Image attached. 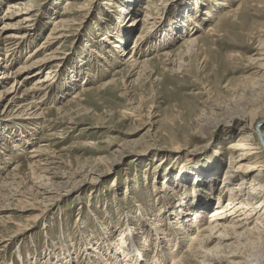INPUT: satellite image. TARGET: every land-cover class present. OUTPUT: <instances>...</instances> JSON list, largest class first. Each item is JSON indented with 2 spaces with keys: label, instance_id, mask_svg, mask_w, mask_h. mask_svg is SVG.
Returning a JSON list of instances; mask_svg holds the SVG:
<instances>
[{
  "label": "rangeland",
  "instance_id": "rangeland-1",
  "mask_svg": "<svg viewBox=\"0 0 264 264\" xmlns=\"http://www.w3.org/2000/svg\"><path fill=\"white\" fill-rule=\"evenodd\" d=\"M65 1H20V10L30 14L29 20L16 29L26 38L18 53L15 48L7 53L8 59L3 57V48L0 52V62L6 60L7 66L15 69L46 39L51 23L69 13L65 37L54 47L56 52L22 86L30 89L36 79L51 72V88L39 106L46 109L44 118L33 126L35 133L29 132L32 129L25 120L17 118L21 115L5 113L0 104V179L18 173V179L8 181V190L0 193V218H8L0 220V236L5 239L0 244V264H57L67 251L71 254L69 264H78L76 253L86 256L83 246L87 250L88 246L98 247L100 259L94 264H102L104 247H111L108 252L112 254L132 245L141 246L132 232L141 224L147 229H167V222L160 217L161 208L170 209L174 198L191 201L192 195L211 188V196L200 197L206 223L224 177L236 175L230 159L238 153L232 156L227 148L241 135L240 127L253 130L252 143L258 146L263 142L258 127L263 133L264 0H77L82 5L72 11ZM9 2L0 0V17ZM133 2L135 13L119 19L118 14L124 13H119L122 7ZM184 12L191 18H184ZM207 12L211 13L207 16ZM17 13L19 20L25 17ZM119 21L129 31L122 35L125 43L117 49L118 55L112 46L116 36H121ZM13 31L10 28L6 33ZM168 32L172 38L163 41ZM189 35L198 39L186 52L181 44ZM131 51L136 52L139 62L151 61L140 68L139 75L128 79L123 62ZM166 51L170 57L159 58ZM111 79L114 82L108 84ZM65 82H69L66 88L62 86ZM82 88L87 91L80 92ZM77 93L80 98L70 102ZM55 108L61 109L59 113ZM132 109L141 117L124 114ZM253 111L259 126L240 119L249 118ZM42 138L50 156H56L45 174L50 173L49 178L60 184V190L49 203L40 197L36 198L38 204L21 197L18 201L13 195L18 192L29 199L31 187L40 185L35 180L37 174L47 167L42 162L32 175L27 167L29 159L23 156ZM21 139L28 142L22 144ZM98 158H102L100 163ZM16 165L21 168L12 172ZM226 170L230 172L226 174ZM76 171L80 176L72 177ZM27 202H33L35 208L19 212L20 207H31ZM126 227L127 232L119 237L118 232ZM107 232L108 239L104 238ZM149 242H153L151 233L144 257L150 261L160 252ZM187 244L188 239H184L179 257ZM249 247L242 250L243 258L259 259L264 264V238ZM233 250L226 251L225 256L236 252ZM167 255L165 264H169ZM186 260L194 263L190 257Z\"/></svg>",
  "mask_w": 264,
  "mask_h": 264
},
{
  "label": "bare ground",
  "instance_id": "bare-ground-1",
  "mask_svg": "<svg viewBox=\"0 0 264 264\" xmlns=\"http://www.w3.org/2000/svg\"><path fill=\"white\" fill-rule=\"evenodd\" d=\"M20 1H23V0H11V2L7 4L5 15L0 17V22H1L0 52L2 51L1 48H3L4 49L3 57H7V53L10 50L12 51L13 48H15L14 50L16 52L18 48H20L21 50L22 46L20 45V43L23 40V38H26L23 35L24 33H21L20 29L18 30L16 29L20 26V24H22L23 22H27L29 20L28 16L30 14V13H26L25 11H23L25 9L20 10L22 9V8H19L21 6ZM68 1L70 0L65 1V4L68 7L69 5L71 6V9L69 11H72L74 8H78L82 5V4L76 3L77 0H71L70 2ZM132 1H135V0H132ZM196 2L197 0H195V3ZM216 5L221 6L222 4L219 2H216ZM184 8L187 9L186 7ZM197 9L199 10V6L196 8V10ZM18 11H20L21 14L25 15V17H23L22 20H19L18 18V16H21L17 13ZM121 12H124V13H122V15L118 14L119 19H121V17H124V15L126 14L129 15L130 12L134 14L135 13V2L129 3L126 6L124 5L119 13ZM228 12L231 13L233 11H228ZM210 13L211 12H207L205 14H207L208 16ZM67 14L69 13H66L62 18L55 19L51 23L52 28L50 29L49 31L50 33L47 35L46 39L40 44V46L37 49H34V52L32 51L33 53L32 52L29 53L28 57L26 56L27 58L24 60V62H22V64H19L18 67L13 69L10 66H7L6 60L4 62H0V104H3L2 106H3V109L5 110V113L14 114L16 116L21 115L22 117H17V118H22L23 120H25L27 127H30V129H32L29 131L30 133L32 132V135L35 133V127L33 126L36 124V122L44 118L46 109H42L39 106L43 104V102L45 101V94L49 90V88H51V83H52L51 80L53 79V78L51 79L50 77L51 72H49L48 74L44 73L45 77L43 79L41 78L36 79L30 89H24L22 86L24 85V82L26 80H29L34 74H38V71L47 65L46 62L50 61L49 59L53 56L54 51L56 49L54 47L57 44H59L61 40L64 39L65 37L64 34L66 33L65 32L66 27L68 26V23H69V20L67 19L68 18ZM185 14L186 12H184V16H183L184 18H188V19L191 18V15L189 12L186 14V16ZM146 15L148 16V14H145L144 17L149 18V16L147 17ZM119 23H118V30H119L118 35L120 33L121 36L120 35L116 36L117 42L116 44L112 46V50L116 49L115 51L117 54H118L117 49L121 50V47L125 43V37H123L125 36L124 34H126L129 31L127 27H124L123 25L124 23L122 21H119ZM187 23L188 24L193 23V21L187 22ZM183 26H185V24ZM10 28L15 29V31L7 34L6 33L7 30H9ZM210 31H211V28L207 29L206 33H209ZM171 33H173L172 30H171ZM189 36H190L189 38H185V39L183 38V41L181 44V47L186 49V52L189 51L190 46L193 45L198 39L197 36L196 37H193L191 35ZM140 37L141 36H138L139 39ZM171 38H172V35H169V32L168 34L166 33L162 36V40L163 41L166 40V42L168 39H171ZM13 46H16V47H13ZM42 51H46V53L44 55H40ZM120 52H122V56H123L124 54L123 52H125V50L123 49ZM135 54H134V51H131V53L129 54L130 56L128 55V57L123 62V64L127 68L126 76L128 79L134 77L137 73L139 75L140 68L145 67L146 64H148L151 61V58H150V59H146V60L139 62L138 58L136 57L137 54L136 55ZM170 55L171 54H169V52L166 51V52L161 53V55H158V56L159 58L165 57L166 59V58H169ZM112 59L114 62H116L114 58ZM152 59L154 58L152 57ZM0 61H2L1 58H0ZM34 70H37V72L32 74ZM21 75H24V77L20 79ZM70 78L71 80H75V76L74 78L72 77ZM262 80L264 81V71L262 73ZM113 82L114 80L111 79V81L108 82V84H111ZM68 85H69V82H65L62 84V86L65 88ZM86 91H87V88L86 89L82 88L80 90V92L82 93ZM41 93H43L42 96H41ZM80 95H81L80 93H77L73 97H70L71 98L70 102L78 100L80 98ZM60 110L61 109L59 108H55L56 112ZM135 110L136 109L134 110L132 109V112H128L131 110H127L125 111L124 114L130 115L133 117L135 116L141 117V114L135 115V113H137V111ZM63 115H66V113L64 112ZM248 117L249 118L241 117L240 119L244 122L247 120L246 123H249L250 126L251 125L254 126L257 123H258L257 126L260 125L259 120L255 118V111L249 113ZM232 118L237 119L239 117H232ZM67 120L71 121V119L68 117H67ZM44 123H46V121ZM44 127H46L45 124L43 128ZM258 128H259V133L261 135V138L263 139V142L258 143V146L255 143H252L253 138L251 136V132H253V130L250 127H246V126L240 127L239 131L241 132V135L238 136V138L234 139V141H231V143H229V146L227 148L228 150H231L229 154L233 156L236 153H238L236 157H232L230 159L231 160L230 166H233L235 170L232 173H235L236 175L234 177H231L227 174L230 171L226 170L227 177H224L223 186L220 189H218V195H216L217 201L216 203H214L215 208L209 212V217H208L209 219L206 221V223L205 221H203V218H202L203 210L201 206V202H202L201 198L203 196H211L213 193V189L211 188L209 190H206L205 192L200 191L199 194L192 195L193 199L191 201H186L185 199L182 200L179 197L174 198L175 203L172 204L173 206L168 210H166L165 207L161 208L163 209V212L160 213L161 214L160 217H162V219H165L164 221L167 222L168 230L165 228L160 229L158 227H150L147 229V228H143L141 224L140 228L138 227L136 228L135 231H132V232L134 235L138 237L139 245L142 246L144 244L142 248L141 246L138 248L137 247L134 248L132 245V247H129L127 249H120L117 251L114 250L112 254H109L108 251L112 250V248L104 247L103 251H104V254L106 255V258L102 260V264H118L119 262H122V264H165L166 261L163 258H165L167 254H168L167 258L169 259V264H192L193 262L186 260L187 257H190L191 260L194 261L195 264H247V263L248 264H260L259 259L258 260L252 259L251 261H247L242 256L243 254L242 250H245L244 248L246 246L247 248H250L249 246H253L254 244H256L257 241L264 238V135H263L264 132L262 133V131L260 130V127ZM24 130L26 131L27 129H24ZM82 130H85V129L83 128ZM256 135L258 137V133ZM28 136H31V134ZM42 140L43 138L40 139V141L38 142L39 145L37 147H32L28 153H26L25 155L23 154V156H26L29 159V161L27 162V167L32 175H34L36 167L42 166V162H45L47 167L42 168L43 173L40 172L39 174H37L35 178V180H37L40 185L38 187H35V189L34 187H31L32 189L31 194H30L31 199L22 197L23 195L22 196L20 194L18 195L16 194L18 192L15 191L16 193L13 195V197H18L17 200L20 199L19 197H21L22 200L27 199V200L33 201L34 203L38 204L39 202L37 201L36 198L40 197L41 199H44L43 201L45 203H47L48 201H52V200L55 201L56 197L55 196L53 197V194H55L58 190H60V184H56V182H52L53 178H49L50 176L48 175L50 173H48L47 175L45 174L46 172L49 171L48 168L51 167V165L55 164V162L52 159L53 158L55 159L56 156L54 157L52 155L50 156L49 151L44 146V144H42L43 142ZM20 142L22 144L23 143L25 144V142H28V141L25 139H21ZM258 142H259V138H258ZM93 144H96V143H93ZM102 158H98L97 163H100L102 161ZM20 168H21L20 165H16L15 167H13L12 172L14 171L16 172ZM256 172L257 174L253 175ZM17 174L15 175L12 174L11 176H6L3 179L2 178L0 179L1 180L0 181V193L3 192L5 189H7L6 187L10 184L8 181L10 180L14 181L15 179H18ZM73 176H80V175L76 171V172H73L72 177ZM10 177L12 179H10ZM238 177L240 178L237 181L236 179ZM70 179L71 178H69V180ZM82 180H85V179H82ZM78 182L80 185L84 184V181H78ZM233 183L235 184L231 185ZM247 183H248V186L246 187ZM42 186L43 187L46 186L43 191L41 189ZM13 188L15 187H12V190H14ZM39 190H41L42 192L39 193ZM174 194L173 195L176 196L175 192ZM159 197L162 198L161 196ZM224 199L225 201H223ZM33 202L32 203L27 202V204L31 207L29 208H26L27 206L20 207L18 211L24 213V211L34 209L35 206H33ZM137 208L139 211L140 209H142L139 206H137ZM44 212L45 210L42 211L41 214L43 215ZM3 219L5 221V219L7 220L8 218L7 217L0 218V220H3ZM160 223L162 224L161 226L163 227L164 224L161 221ZM127 228L128 227L123 229L121 233L118 232L119 233L118 236L119 237L124 236V234L127 232ZM100 230L102 231V229ZM193 230L195 233H193ZM150 233L152 235L153 242H149V243L154 244L155 248L158 246V250H159L158 252L160 253L154 254L152 259L149 261V260H145L144 257L145 255H147V250L145 247L147 245L146 241H148V237L150 236ZM109 235H110V232H107L104 238L108 239ZM171 237L173 239L172 242L167 243V241ZM184 239L185 240L188 239V244L185 246L186 247L185 253L181 254V256L179 257V254L177 252H179V250L181 249V243ZM4 241L5 239L0 236V244H2ZM85 247L86 246H83L81 250L82 252L86 253L85 254L86 256L82 255L80 251L76 253L77 256H79V261L77 260L78 264H82L80 262H83L84 259L88 261V263L86 264L96 263V261L100 259V253L97 250L98 247L88 246L90 253L86 252L87 247L86 248ZM101 247H102V244H101ZM229 249H234L233 251L236 250V252L230 255L228 253L227 254L228 256H225V252L228 251ZM62 255L63 256L60 257L59 259L60 262L57 264H69L71 260L70 252L67 251L65 254L63 253ZM77 256H76V259H77ZM83 256L84 258H82ZM248 257H251V256L248 255ZM115 262H118V263H115ZM50 264H53V263H51L50 261Z\"/></svg>",
  "mask_w": 264,
  "mask_h": 264
},
{
  "label": "water",
  "instance_id": "water-1",
  "mask_svg": "<svg viewBox=\"0 0 264 264\" xmlns=\"http://www.w3.org/2000/svg\"><path fill=\"white\" fill-rule=\"evenodd\" d=\"M262 143V142H261Z\"/></svg>",
  "mask_w": 264,
  "mask_h": 264
}]
</instances>
